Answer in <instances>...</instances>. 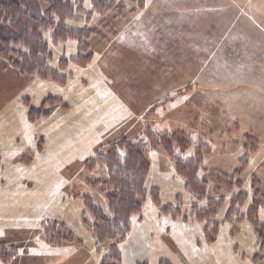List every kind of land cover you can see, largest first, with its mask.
Listing matches in <instances>:
<instances>
[{
    "label": "rangeland",
    "instance_id": "obj_1",
    "mask_svg": "<svg viewBox=\"0 0 264 264\" xmlns=\"http://www.w3.org/2000/svg\"><path fill=\"white\" fill-rule=\"evenodd\" d=\"M124 1L120 16H106V26L97 13L90 17L87 26L98 29L93 58L86 65L70 60L61 71L64 83L22 74L0 59V264H100L110 243L97 245L84 223L94 220L85 197L111 217L103 193L88 182L108 178L97 155L120 139L139 146L150 162L142 203L155 230L137 248L128 236L129 257L154 246L158 255L169 248L185 264H264L254 259L257 227L264 225V65L249 54L251 20L243 13L259 10L264 20V0H145L143 7ZM250 25L264 54V31ZM44 35L51 67L77 55L75 40L54 43L51 31ZM48 96L66 108L29 122L28 108L40 107ZM150 129L187 135L193 145L184 158L200 147L198 177L208 183L207 198L185 188L174 161L152 144ZM91 159L95 166L88 169ZM224 174L232 177L231 187L221 183ZM152 189L170 213L154 205ZM238 193L245 197L239 215L226 218ZM220 198L225 200L211 223L196 217L194 206L205 210L209 200ZM254 201L259 225L246 217ZM238 216L245 217L236 221ZM54 223L62 236L79 242L42 240L45 226Z\"/></svg>",
    "mask_w": 264,
    "mask_h": 264
},
{
    "label": "trees",
    "instance_id": "obj_2",
    "mask_svg": "<svg viewBox=\"0 0 264 264\" xmlns=\"http://www.w3.org/2000/svg\"><path fill=\"white\" fill-rule=\"evenodd\" d=\"M86 1L91 4L90 10L85 8ZM132 1H137L139 7L145 4V0ZM124 2V0H0V59L7 61L22 74L36 75L42 79L64 83L66 76L62 75L61 71L66 69L70 60L86 65L93 58L92 40L98 29L96 26H87L90 17L97 13L100 17L98 23L106 26L110 21L106 16L109 13L120 16L125 8ZM75 23H82L84 26L76 28ZM47 31H51L54 43L75 40L77 55L70 59L62 57L56 68L51 67V52L44 35ZM111 33L116 34L114 29ZM59 108H66L61 99L48 96L40 107L28 108L27 120L34 122L40 118L50 117ZM149 132H151L152 144L162 147L174 161L177 175L185 179V188L198 199L207 198L208 183L198 177L203 162V152L200 147L198 146L191 153L190 158H184L183 155L192 147L193 141L182 131H163L156 134L150 129ZM251 141H253L252 138ZM251 145H253L252 151L256 152L257 145L255 143ZM97 158L107 167L108 178L88 183L98 187L103 193L111 217L104 210L96 207L91 198L86 196V203L94 220L89 223L83 218V221L89 227L97 245L102 247L103 244L110 243L108 252L102 257L100 264H123L119 245L131 233L135 220L143 218L142 198L147 192L145 184L150 172V162L139 146L126 139L109 144L107 153L98 154ZM246 158L247 156L241 159L242 166L246 165ZM95 162L93 159L88 160L85 166L93 169ZM241 169L242 167L235 169L234 173H238ZM231 178L224 174V178L220 181L225 186L231 187L233 185ZM254 182L257 184V181ZM236 183L239 185L240 181ZM253 192L257 196L259 189H254ZM151 196L154 205L165 213L171 212L170 207L161 206L157 189L151 190ZM244 199L243 193L232 197L226 218L239 215L240 205ZM224 200V198L209 200L208 209L205 210H198L194 206L196 217L201 221L214 218ZM257 211V202L254 201L246 217L255 225H259ZM172 215L179 216L178 213ZM244 217L238 216L236 221ZM208 221L207 223H211ZM205 229H208V225ZM44 230V234L41 235L42 240L52 245L76 240L72 236H62L56 229L55 223L45 226ZM217 230L216 225L209 233L210 241L214 239ZM257 233L256 243L259 250L254 259L263 260L264 225L257 227ZM97 249L99 250L98 246ZM159 264L169 263L161 261Z\"/></svg>",
    "mask_w": 264,
    "mask_h": 264
},
{
    "label": "crops",
    "instance_id": "obj_3",
    "mask_svg": "<svg viewBox=\"0 0 264 264\" xmlns=\"http://www.w3.org/2000/svg\"><path fill=\"white\" fill-rule=\"evenodd\" d=\"M258 11L259 10H255V9H254V11H252V8H251V9H246L243 13L245 15V18H249V20H251L248 23H246L247 28H248V33H250V34H248V37H247L248 42H249V46L251 48L249 51V54L254 59L260 57V60L258 62L260 64L264 65V54H262L261 52L258 51V45H259V44L257 45L258 40H257V37L255 35L252 36L251 30L253 28L250 25V22H251L253 26L258 27L260 30L264 31V25H263L264 20H262L263 12L258 14ZM235 26H237V25H235ZM228 29L231 30L230 25H228ZM198 30H199V32H202V30H204V29L198 28ZM235 33H237V32H235ZM246 48H248V47H245V49ZM255 53H260L261 55L259 56V54H257L255 56ZM216 62H217V65H220L219 61H215V63ZM252 63L249 66L250 70H252ZM213 64H214V62H213ZM135 222L133 224L132 231L130 234H132L133 239H134L133 243L136 244L135 246L137 248L138 241H141V239L146 236V233L148 234V231H153L155 229H154L152 223L149 222L148 220H146L144 216L142 219L135 220ZM138 231L142 232L143 235L137 236L136 232H138ZM127 240H125L124 242H122L119 245V250L121 252L123 264H139L142 262L143 263L146 262L147 264H159L161 261L168 262L169 264H185L182 257L179 255H176L175 252H173L169 248L164 249L162 251L163 254L158 255V252L161 253V251L157 250L154 246H148V251L143 252L142 254H139V256L136 259H135V257H129L126 253L127 248L125 247L126 246L125 242ZM122 245H123V247H122Z\"/></svg>",
    "mask_w": 264,
    "mask_h": 264
}]
</instances>
